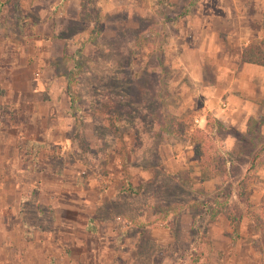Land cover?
Instances as JSON below:
<instances>
[{
    "label": "rangeland",
    "instance_id": "rangeland-1",
    "mask_svg": "<svg viewBox=\"0 0 264 264\" xmlns=\"http://www.w3.org/2000/svg\"><path fill=\"white\" fill-rule=\"evenodd\" d=\"M163 1L0 0V38L14 45L0 75L40 87L0 90V212L15 229L3 264L264 261V238L243 216L264 195V90L237 57L244 36H264V0H240L236 34L217 32L213 46L196 35L208 25L199 0ZM207 116L223 123L209 132L223 176L200 174L172 130ZM223 200L242 215L236 236L221 214L209 219Z\"/></svg>",
    "mask_w": 264,
    "mask_h": 264
},
{
    "label": "crops",
    "instance_id": "crops-1",
    "mask_svg": "<svg viewBox=\"0 0 264 264\" xmlns=\"http://www.w3.org/2000/svg\"><path fill=\"white\" fill-rule=\"evenodd\" d=\"M171 1V0H170ZM174 1V0H172ZM239 1L240 0H199V5L201 7V10L205 9V13L206 14V17H207V24L205 29H200V31H197L199 32L196 33L198 39H199V42H201V40H203L202 43L206 42V44L209 45V43H211V46H213V43H214V40H215V35L217 34V32H222L224 34H226L228 36V40H230L234 34H236V29L234 28V23H235V19L238 18V13H239ZM197 3V5H198ZM201 13H204V11H201ZM235 18V19H234ZM201 19H203V17L201 16ZM235 29V30H234ZM255 33L254 36L252 38H255L256 36H260L259 33H260V29H255ZM203 31V33H201ZM244 40H240V41H243L242 43H240L238 45V49H237V57L240 55V50L241 48L250 40L252 39L251 37H248V36H244L243 37ZM1 39V38H0ZM2 41V42H1ZM210 41V42H209ZM10 46L11 48H13V44L9 41H6V40H0V57H2L3 59H6V63H7V55H5V52L4 50H2L5 46ZM204 45V44H202ZM10 48V50H11ZM213 51H215V49L213 48ZM207 54V52H206ZM239 63L240 64H248V63H244L240 60V57L238 59ZM251 67V70L252 71H256L258 72L257 75H259L260 77V80L262 82V86H263V90H264V66H257V65H253V64H249ZM12 70L9 71V73H5L6 76L2 77V75H0V90H5V89H11L12 91L16 92V93H22V92H26V93H36L38 91H40V87H39V83L38 82H28L30 84V89L29 88H26V89H23L22 87L20 88H15V86H11L10 87V82L12 81V84L14 83L15 81V78H14V75L13 73L11 72ZM230 70L226 73V85H225V90L229 93L227 98L232 101L233 99V96H232V92H231V89H230V85H232V80L230 79ZM243 79V74L242 72H239L236 77L233 79L235 85H238V89L241 87L240 85V80L242 81ZM1 82H5L4 84H2ZM234 86V84H233ZM242 101V100H241ZM243 106L244 103H242ZM238 110L240 111V109H238L237 106H235L229 113H228V118H224L223 119V122H227L228 124H233L234 122V117L232 119H230V116L233 115V114H237L238 113ZM245 109H241V111L244 112ZM248 111H246V116H248ZM260 173V178H264V167L262 168V170L259 172ZM264 185V184H263ZM261 192L264 191V188L262 187L261 189H259ZM3 207V204L0 203V211H1V208ZM6 222V219H5V216L3 214H1L0 212V264H3L5 262H7L5 260V258H8V254L6 253L7 250H5L4 248L8 247V245H6V243L8 242L7 240H13L15 241V239L13 238V236H11V231H15L14 228L10 227V229L7 228V224L5 223ZM24 222L22 221V227L19 228V237H21L22 240H24L25 243H28L30 242L31 240L30 239H26L24 238ZM250 223H253V221H250ZM225 224H227V221L225 220ZM9 235L11 236L10 239L9 238ZM239 236H242L241 233ZM28 237V236H27ZM239 240H241V237L238 238ZM247 252L248 251H245V257H247ZM18 254V252H16L14 254V257ZM13 256L12 254L10 255V257ZM231 256H228L226 258H224V260L222 261V264H246L244 261L241 260V255H240V258L237 262H233V263H229V260H231ZM12 258V257H11ZM56 258H59L61 259L62 256H58ZM255 264L258 263L259 261V258L255 255ZM258 258V259H257ZM258 260V261H257ZM54 264H62L61 262H55Z\"/></svg>",
    "mask_w": 264,
    "mask_h": 264
},
{
    "label": "trees",
    "instance_id": "trees-1",
    "mask_svg": "<svg viewBox=\"0 0 264 264\" xmlns=\"http://www.w3.org/2000/svg\"><path fill=\"white\" fill-rule=\"evenodd\" d=\"M156 3H164L163 0H156ZM240 60L244 63L253 64L257 66H264V36L260 38L250 39L240 50ZM75 71L77 67L74 68ZM223 125L218 119L211 118L209 116L205 117V123L203 128L195 127L188 130V124L179 125L178 123L173 126L172 129L175 134L178 136H185L191 147L193 153V160L199 168L200 174L206 177L213 176H223L225 162L218 160L210 152L209 144V132L212 131L217 126L220 128ZM26 148L29 150V153L35 154L36 152H42V145H35L33 143L28 144ZM186 181L188 177L184 176ZM129 190H132L130 185H127ZM141 194V191L138 190ZM135 193H137L134 190ZM213 212L209 214L210 220H215L217 215L221 214L227 221L229 227L232 229V233L236 236L235 228L239 225L241 216L240 214H234L227 204L226 200L216 203L212 201ZM243 216L253 221L255 228L260 232L262 238H264V195L259 198V201L256 205H250L246 203V208L243 212ZM195 219L191 223L194 229H198L197 226H194ZM27 232H25L24 238H28ZM232 237L234 239L235 237ZM264 264V261H262Z\"/></svg>",
    "mask_w": 264,
    "mask_h": 264
}]
</instances>
